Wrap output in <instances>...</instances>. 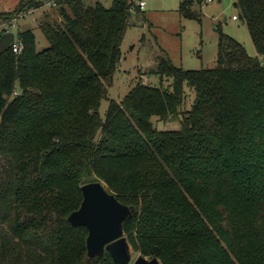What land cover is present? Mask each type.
Wrapping results in <instances>:
<instances>
[{"label": "trees", "instance_id": "16d2710c", "mask_svg": "<svg viewBox=\"0 0 264 264\" xmlns=\"http://www.w3.org/2000/svg\"><path fill=\"white\" fill-rule=\"evenodd\" d=\"M45 1L60 23L39 24L46 49L36 50L32 30H0V264H115L107 251L89 258L86 228L67 221L93 181L134 207L123 232L145 258L264 264V0H234L260 58L225 35L215 68L160 57L159 85L136 83L104 119L128 0ZM203 1L181 0L178 11L198 19L192 7ZM42 3L21 0L0 22ZM185 88L194 98L184 111Z\"/></svg>", "mask_w": 264, "mask_h": 264}, {"label": "rangeland", "instance_id": "374dc122", "mask_svg": "<svg viewBox=\"0 0 264 264\" xmlns=\"http://www.w3.org/2000/svg\"><path fill=\"white\" fill-rule=\"evenodd\" d=\"M21 0H0V14L11 12ZM41 6L20 14L8 23L0 22V30L7 29L15 36L19 31L32 30L35 48L42 51L49 46L39 24L47 22L59 24V11L48 1ZM181 0H145L144 17L134 13L129 20L122 42V56L114 71L111 84L107 87L106 98L102 99L98 112L104 119L110 100L119 102L136 83L159 85V77L154 72L158 58L168 57L173 65L184 70L211 69L217 66L218 44L222 35L239 43L247 55L260 58L252 44L246 25L241 19L234 20L238 11L234 0H204L193 10L198 19L183 17L178 8ZM85 5L96 1L83 0ZM109 7L112 0H99ZM33 12V13H32ZM171 80L163 79L167 87ZM194 98L192 89L185 88L183 110H188ZM158 129H177V122H155ZM131 264L139 255L130 248Z\"/></svg>", "mask_w": 264, "mask_h": 264}, {"label": "water", "instance_id": "95a60500", "mask_svg": "<svg viewBox=\"0 0 264 264\" xmlns=\"http://www.w3.org/2000/svg\"><path fill=\"white\" fill-rule=\"evenodd\" d=\"M82 201L67 221L72 226H84L87 230L85 246L89 258L107 251L115 264H129L130 246L124 235L122 224L134 211L107 192L102 183L88 182L80 187ZM131 264H160L158 259L138 255Z\"/></svg>", "mask_w": 264, "mask_h": 264}, {"label": "built area", "instance_id": "2783aa9c", "mask_svg": "<svg viewBox=\"0 0 264 264\" xmlns=\"http://www.w3.org/2000/svg\"><path fill=\"white\" fill-rule=\"evenodd\" d=\"M207 1H209V0H207ZM49 3L51 4V6H56L55 3L52 1H49ZM128 3H129V11L132 14L136 13V9H138L139 11H144L145 6H146L145 0H128ZM233 19H236V17L233 16ZM7 31H9V30H7ZM21 49H22V47L19 43H16L12 46V50L14 52H19V51H21Z\"/></svg>", "mask_w": 264, "mask_h": 264}, {"label": "crops", "instance_id": "0c3cea01", "mask_svg": "<svg viewBox=\"0 0 264 264\" xmlns=\"http://www.w3.org/2000/svg\"><path fill=\"white\" fill-rule=\"evenodd\" d=\"M92 1H96L95 3H100V2H98L99 0H92ZM101 4V3H100ZM33 13V12H32ZM144 13V12H143ZM142 16L144 17V15L142 14ZM232 18H233V16H232ZM234 20H236V19H234Z\"/></svg>", "mask_w": 264, "mask_h": 264}]
</instances>
